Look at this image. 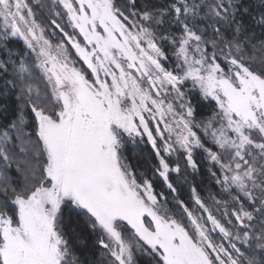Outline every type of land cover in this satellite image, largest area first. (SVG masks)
Here are the masks:
<instances>
[{
	"label": "snow or ice",
	"instance_id": "1",
	"mask_svg": "<svg viewBox=\"0 0 264 264\" xmlns=\"http://www.w3.org/2000/svg\"><path fill=\"white\" fill-rule=\"evenodd\" d=\"M138 258L264 264V0H0V264Z\"/></svg>",
	"mask_w": 264,
	"mask_h": 264
},
{
	"label": "trees",
	"instance_id": "2",
	"mask_svg": "<svg viewBox=\"0 0 264 264\" xmlns=\"http://www.w3.org/2000/svg\"><path fill=\"white\" fill-rule=\"evenodd\" d=\"M257 33L259 35V29H257ZM9 103L12 105V107H14V101H9ZM9 118H11V109H10V117ZM126 155L129 157V162L133 166H136L141 171H146V172H148L149 175H151V172L149 171V169H150V165L154 161H153V157L150 155V149L144 148L143 150H140V149L133 150L130 147L128 152L126 153ZM201 178H203V180H204V185H203L204 193L203 194L206 196L208 191H209V187L207 186L208 180H207L206 174L202 173ZM158 190H159V184H158ZM183 198L186 200L188 199L187 189H185V191L183 193ZM78 231H81V235L84 237L86 243L88 244V248L85 250L86 251H88V250L95 251L94 249H91V245H92V242L94 241L95 237L92 236L88 232L86 227H82V229H80ZM138 264H144V262L139 260V258H138Z\"/></svg>",
	"mask_w": 264,
	"mask_h": 264
}]
</instances>
